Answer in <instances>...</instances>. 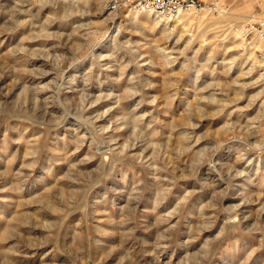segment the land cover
Instances as JSON below:
<instances>
[{
  "label": "rangeland",
  "instance_id": "obj_1",
  "mask_svg": "<svg viewBox=\"0 0 264 264\" xmlns=\"http://www.w3.org/2000/svg\"><path fill=\"white\" fill-rule=\"evenodd\" d=\"M217 2L178 42L0 0V264H264V70L232 39L264 6Z\"/></svg>",
  "mask_w": 264,
  "mask_h": 264
},
{
  "label": "built area",
  "instance_id": "obj_2",
  "mask_svg": "<svg viewBox=\"0 0 264 264\" xmlns=\"http://www.w3.org/2000/svg\"><path fill=\"white\" fill-rule=\"evenodd\" d=\"M104 6L110 13L129 6L137 7L140 10L151 9L163 18H172L186 9L198 10L208 7L213 11L221 10V5L217 0L208 3H204L202 0H105ZM241 33L246 42H251L254 39L262 40V44L255 47V50L264 60V16H249L245 19Z\"/></svg>",
  "mask_w": 264,
  "mask_h": 264
},
{
  "label": "bare ground",
  "instance_id": "obj_3",
  "mask_svg": "<svg viewBox=\"0 0 264 264\" xmlns=\"http://www.w3.org/2000/svg\"><path fill=\"white\" fill-rule=\"evenodd\" d=\"M96 1H99V0H96ZM260 3H262V5L264 6V0H258ZM136 8H131V10H135ZM206 10L205 7L201 8L199 11H204ZM198 10H195V9H186V10H182L180 11L178 14H176V16L172 17V18H163L162 16L158 15L157 13H155V15L157 17H154V25H156L157 23H159L160 25H162L163 27L165 26L164 30L168 31V34H172V33H178L179 32V37H178V42H181L180 40H182L183 38L184 39H187V31L186 29H183L180 28L179 29V26L176 28L177 25H179V23L177 22H180V23H183L184 27L187 26V24H190L188 23L190 20H192V18L194 19H198L199 17H203L204 15H207L206 12H203L199 15H197L196 13L199 12ZM138 12V11H137ZM136 11L134 12V14L137 13ZM143 13H145V16L151 12V9H146V10H142ZM192 12V13H191ZM196 12V13H195ZM252 12V11H251ZM191 13V14H190ZM133 14V15H134ZM252 15H257V14H252ZM135 16V15H134ZM249 16V15H248ZM152 18V16H151ZM248 18V17H247ZM240 20L244 19L245 20V16L244 17H239ZM242 23V21L240 22ZM158 24V25H159ZM186 25V26H185ZM192 25V24H191ZM242 25V24H241ZM173 27V28H172ZM175 30V31H174ZM179 30V31H178ZM187 32V33H185ZM232 39L234 41V46L236 48H241L242 50V53L240 55L242 56H246L247 58L249 57L250 59H252L254 62H256V64L260 65V67L263 68L264 70V60L262 59V57L260 56L259 58L256 57V55L254 54V49L255 47L257 46H260L262 44V40L260 39H254L252 40L251 42H246V40L243 38L242 36V33H241V28L237 26L234 27L232 29ZM115 41V40H114ZM248 58V59H249ZM254 64V63H253ZM126 118V117H125ZM124 118V120H125ZM137 119V118H136Z\"/></svg>",
  "mask_w": 264,
  "mask_h": 264
}]
</instances>
